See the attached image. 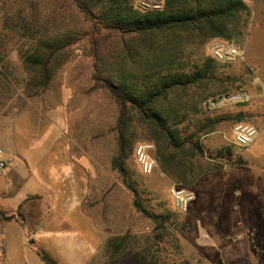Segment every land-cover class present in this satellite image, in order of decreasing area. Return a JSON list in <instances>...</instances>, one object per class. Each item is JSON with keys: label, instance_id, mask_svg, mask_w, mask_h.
<instances>
[{"label": "rangeland", "instance_id": "1", "mask_svg": "<svg viewBox=\"0 0 264 264\" xmlns=\"http://www.w3.org/2000/svg\"><path fill=\"white\" fill-rule=\"evenodd\" d=\"M156 1L161 5L162 0ZM247 5L249 27L239 43L246 59L221 68L220 73L224 86L230 92H245L248 102L211 109L204 106L193 120L221 119L215 129L226 134H220L228 140L226 147L233 145L231 127L235 124L228 117L240 109L250 110L252 122H245L256 129L255 142L242 148L231 146L232 161L242 152L264 163V130L253 124L255 117L264 120V0H251ZM17 37L5 26L0 9L3 63L10 71L6 81L15 89V95L0 104V148L12 154L17 164L11 173L9 167L0 173V213L18 219L4 223L0 218V264H45L37 251L46 253L55 264H104L105 241L124 235L134 246L150 247L158 264H264V244L252 243V233L216 223L221 210L208 199L204 178L200 176L188 187L171 180L159 170L154 146L149 144L156 161L152 173L143 175L137 162L130 168L139 203L150 214L169 215L163 239L154 241V224L134 208L131 191L111 169L117 107L103 92L89 91L93 60L86 43L72 46L71 59L49 87L31 97L35 90L26 89ZM224 165L218 177L228 176L234 168ZM14 172L21 174L19 182L13 180ZM174 184L194 192L195 199L185 213L173 206L169 190Z\"/></svg>", "mask_w": 264, "mask_h": 264}, {"label": "trees", "instance_id": "2", "mask_svg": "<svg viewBox=\"0 0 264 264\" xmlns=\"http://www.w3.org/2000/svg\"><path fill=\"white\" fill-rule=\"evenodd\" d=\"M0 9L5 26L21 43L18 57L26 74V89L35 90L31 97L49 87L71 59L72 46L86 43L93 60L89 91L103 92L117 107L111 169L131 191L134 208L154 224V241L163 239L169 215L150 214L137 199L130 166L136 163L138 144H152L159 170L186 187L224 164L233 167L242 162L241 158L232 161L231 146L235 145L212 155L201 143L221 119L199 122L193 117L208 100L239 93L224 86L220 70L230 64L216 61L208 46L213 41H244L251 15L247 4L240 0H162L160 7L142 11L132 0H0ZM4 54L0 38V104L15 95L6 81L10 71L3 63ZM247 118L239 113L228 119L238 125L247 124L243 123ZM0 218L11 221L15 216L1 212ZM101 254L104 264L121 260L158 264L150 247L134 246L128 235L108 238ZM37 255L45 264H55L46 253L37 251Z\"/></svg>", "mask_w": 264, "mask_h": 264}, {"label": "crops", "instance_id": "3", "mask_svg": "<svg viewBox=\"0 0 264 264\" xmlns=\"http://www.w3.org/2000/svg\"><path fill=\"white\" fill-rule=\"evenodd\" d=\"M262 84H264V78H262ZM261 86L264 87V85ZM235 112L238 113H232L234 114L233 116L242 113L248 116L247 119L252 122L250 110L240 109ZM255 120L253 121L255 127L259 126L261 130H264V120L258 119L257 117H255ZM235 125L231 127L232 131ZM220 134L226 135L220 128H217L213 133L202 138L201 143L207 153L214 155V153L216 154L224 149L228 140L225 136L221 139ZM0 149L2 150L3 158L8 162L11 173L17 165H14L15 158L7 150ZM237 158H241L242 162L236 164L233 169H230L228 176L224 172L223 177H218L217 171L220 170L210 171L201 176L202 180L203 178L205 180L206 194H208L207 197L209 200L215 201L213 203L214 207H219L221 210V214L218 220H216L217 224L222 226L230 225V230L232 231H247L252 233V243L256 245H258V242L264 244V163L252 161L253 158L251 156H245L242 152ZM225 169L226 167L223 166V170ZM12 178L16 180L15 182H19L18 180L21 179V174L19 175L14 172ZM31 198H34V196H31ZM228 199H231L230 202L226 201ZM1 212L4 213V211ZM17 220L15 216V219L11 221L18 222ZM22 220H24L23 216ZM1 221L4 223L10 222L2 219ZM255 260L256 262L258 261V259Z\"/></svg>", "mask_w": 264, "mask_h": 264}, {"label": "built area", "instance_id": "4", "mask_svg": "<svg viewBox=\"0 0 264 264\" xmlns=\"http://www.w3.org/2000/svg\"><path fill=\"white\" fill-rule=\"evenodd\" d=\"M245 4L251 2V0H240ZM137 9L145 11L152 8L160 7V2L156 0H134ZM209 52L212 57L221 63L233 64L237 62H244L246 59V51L244 46L239 43H226L222 41H213L208 46ZM264 93V88H262ZM248 102V96L245 92L230 93L223 95L214 100H208L204 103L205 108H217L226 104H243ZM232 144L236 147L242 148L250 146L255 141L256 129L249 124H238L233 128ZM153 149L152 145L141 144L135 148V158L139 165L140 171L143 175H149L156 167L155 159L150 155V151ZM8 167V162L3 158L2 150L0 149V173L5 171ZM172 198L174 208L185 213L190 204L194 201V192L186 187L179 185H172L169 190Z\"/></svg>", "mask_w": 264, "mask_h": 264}]
</instances>
